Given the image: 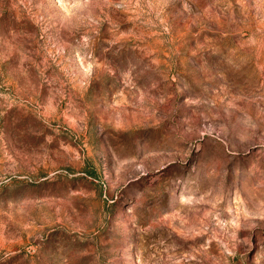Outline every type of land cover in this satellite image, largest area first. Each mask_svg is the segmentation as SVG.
Listing matches in <instances>:
<instances>
[{"label":"rangeland","instance_id":"1","mask_svg":"<svg viewBox=\"0 0 264 264\" xmlns=\"http://www.w3.org/2000/svg\"><path fill=\"white\" fill-rule=\"evenodd\" d=\"M0 264H264V0H0Z\"/></svg>","mask_w":264,"mask_h":264}]
</instances>
